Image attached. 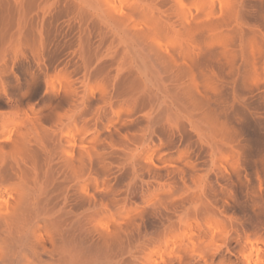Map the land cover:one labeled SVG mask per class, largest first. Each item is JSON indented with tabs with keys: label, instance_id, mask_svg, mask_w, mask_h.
Instances as JSON below:
<instances>
[{
	"label": "bare ground",
	"instance_id": "1",
	"mask_svg": "<svg viewBox=\"0 0 264 264\" xmlns=\"http://www.w3.org/2000/svg\"><path fill=\"white\" fill-rule=\"evenodd\" d=\"M0 264H264V0H0Z\"/></svg>",
	"mask_w": 264,
	"mask_h": 264
},
{
	"label": "rangeland",
	"instance_id": "2",
	"mask_svg": "<svg viewBox=\"0 0 264 264\" xmlns=\"http://www.w3.org/2000/svg\"><path fill=\"white\" fill-rule=\"evenodd\" d=\"M197 227H198V226H196V227H192V228H191V229H192L191 232L193 233V235H194V232L197 233V231L200 233V231H199V229H197ZM223 227H224V229H227L228 225L225 224V225H223ZM195 228H196V230H195ZM193 229H194V230H193ZM222 229H223V228H222ZM191 232H189V233L192 234ZM193 235H191V238H192ZM185 236H186V235L182 236V237H183L182 239H183L185 242H187L188 239H189V236H190V235L187 236L188 238H186ZM195 236H196V237H197V236L199 237L200 234H199V235H195ZM195 236H194V237H195ZM184 237H185V238H184ZM259 247H260V245H258V248H259ZM260 248H261V247H260ZM255 249H256V248H255ZM254 251H255V252L252 253V254H253V255H252L253 258H255L257 255H259V253H258L256 250H254ZM254 254H255V255L257 254V255L254 257ZM260 256H261V255H260ZM260 256H258V257H260Z\"/></svg>",
	"mask_w": 264,
	"mask_h": 264
}]
</instances>
